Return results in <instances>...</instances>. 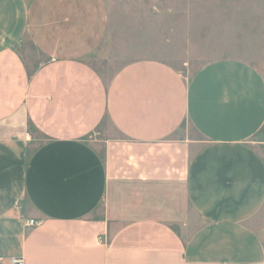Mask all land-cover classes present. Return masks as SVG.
Here are the masks:
<instances>
[{"label": "crops", "instance_id": "0c3cea01", "mask_svg": "<svg viewBox=\"0 0 264 264\" xmlns=\"http://www.w3.org/2000/svg\"><path fill=\"white\" fill-rule=\"evenodd\" d=\"M106 25L101 0H0V264H264V77L138 59L106 80L85 61Z\"/></svg>", "mask_w": 264, "mask_h": 264}, {"label": "rangeland", "instance_id": "374dc122", "mask_svg": "<svg viewBox=\"0 0 264 264\" xmlns=\"http://www.w3.org/2000/svg\"><path fill=\"white\" fill-rule=\"evenodd\" d=\"M101 1L106 33L85 61L106 80L138 59L166 62L187 81L207 64L227 59L247 62L264 77V0ZM19 51L30 72L49 59L29 38ZM185 129L197 137L189 124ZM26 132L36 145L45 142L30 122ZM102 137L96 132L92 139ZM262 140L264 130L254 138L258 148Z\"/></svg>", "mask_w": 264, "mask_h": 264}, {"label": "built area", "instance_id": "2783aa9c", "mask_svg": "<svg viewBox=\"0 0 264 264\" xmlns=\"http://www.w3.org/2000/svg\"><path fill=\"white\" fill-rule=\"evenodd\" d=\"M29 223V225L30 226H34V225H36V222L35 221H30V222H28ZM13 263L14 264H23V260H18V259H15L14 261H13Z\"/></svg>", "mask_w": 264, "mask_h": 264}]
</instances>
